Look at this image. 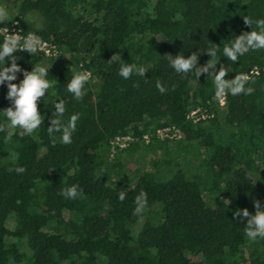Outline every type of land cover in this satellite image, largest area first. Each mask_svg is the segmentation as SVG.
I'll return each mask as SVG.
<instances>
[{"label": "trees", "instance_id": "1", "mask_svg": "<svg viewBox=\"0 0 264 264\" xmlns=\"http://www.w3.org/2000/svg\"><path fill=\"white\" fill-rule=\"evenodd\" d=\"M0 6L8 12L0 27L16 21L24 34L59 51L57 58L14 53L23 70L45 60L53 66L46 68L51 87L38 102L39 128L32 135L11 126L0 132V264H264V239L248 240L247 218L233 217L237 209L255 214L257 200L264 208V49L236 62L223 53L243 32L259 31L243 19H264V0H0ZM211 48L225 78L248 74L254 94L229 93L220 106L211 78L178 74L165 56L195 52L204 66ZM122 64L143 66L146 74L134 71L125 80ZM80 71L91 75L77 101L66 85ZM17 76L15 83L23 79ZM6 95L0 86V124L10 106ZM60 100L65 123L80 114L68 145L61 133H48ZM197 109L207 117L194 123L187 116ZM172 126L180 139L144 142V135ZM128 134L136 139L129 147L110 148L114 137ZM171 145L185 146L188 165L166 158ZM138 150L153 154V171L128 163L132 178H108L110 152L120 174L119 160ZM159 172L169 178L157 180ZM73 185L75 199L60 195ZM141 191L147 207L133 215Z\"/></svg>", "mask_w": 264, "mask_h": 264}, {"label": "clouds", "instance_id": "2", "mask_svg": "<svg viewBox=\"0 0 264 264\" xmlns=\"http://www.w3.org/2000/svg\"><path fill=\"white\" fill-rule=\"evenodd\" d=\"M8 16L5 7L0 6V23H3ZM244 24L252 27L255 23L259 31L243 32L230 45H225L223 48L224 55L232 62H236L239 56L244 55L249 50L257 51L264 49V19L253 21L250 17H244ZM0 33H6L4 42L0 45V63L7 61L11 66H6L0 69V86L6 85V99L10 106L2 110L6 119V124H0V132H5L7 126L20 128L24 135H32L35 130L43 123L39 111V101L46 95L47 90L51 87L50 82L46 79L48 71L46 68L39 66L32 68L31 71L23 70L17 64V57L14 53L17 50L35 53L38 49L44 48V42L35 33H30L26 38L21 37L19 33L9 34L7 28H0ZM21 41L23 43H21ZM206 54L211 57L204 66H198V54L192 53L188 58L177 54L175 56L166 54L171 68L178 74L185 76L193 72L199 79L205 75L213 80L215 86L214 99L217 102L223 103L227 94L232 96L237 95H252L255 88L247 86L249 83H255L251 80L248 74L240 73L235 75L234 79H226L228 75L227 69L221 65L217 69V49L211 48L206 51ZM115 59V55L112 57ZM111 59V60H112ZM139 76H145L146 71L143 66L122 64L119 69V75L125 80L129 79L133 72ZM22 73L23 79L19 83H15L18 79L17 74ZM90 73L80 71L75 73L71 80L67 82L66 89L71 93L77 101L83 99L84 86L90 78ZM156 88L164 94L167 89L159 80L156 82ZM55 117L51 119V126L48 127V133L51 136L53 133H61L60 141L65 144L72 143V134L76 131V123L80 119V114H73L65 123L62 119L65 107L63 100L54 103ZM11 135L5 136V143L11 142ZM55 143V141H53ZM18 174H22L25 169L22 167L15 168ZM78 186L73 185L67 187L60 192V195L68 199H75L78 195ZM126 193L121 191L118 194V199L123 202ZM136 205L133 215H142L147 207V193L141 191L134 199ZM255 214L249 213L245 209H237L233 213L234 218H247L244 234L251 242H256L257 239H264V208L260 202H254Z\"/></svg>", "mask_w": 264, "mask_h": 264}, {"label": "built area", "instance_id": "3", "mask_svg": "<svg viewBox=\"0 0 264 264\" xmlns=\"http://www.w3.org/2000/svg\"><path fill=\"white\" fill-rule=\"evenodd\" d=\"M0 28H7L9 30V34H17L19 33L21 37H27L29 34H24L21 29L17 26V22H13L10 26H5V27H0ZM6 33H0V36L2 37L3 41H4V37H5ZM44 48L43 49H38L36 52L44 55L46 58H57L59 56V51L57 49V47L55 45L50 44L47 41H44ZM21 43H23L21 41ZM22 51V50H20ZM251 74H257L258 73V69L254 68L251 70L250 72ZM225 102V100H224ZM223 103H220V106L224 105ZM207 116L200 112L199 109L191 111L189 113V115L187 116V118H190L194 123L199 121V120H203L205 119ZM154 138L156 140H162V139H168L169 141H173V140H178L181 138V133L180 130L174 126L172 127H165L163 129H158L156 130L154 133L152 134H146L143 136V140L146 144H148L151 139ZM134 141H136V139L131 136L130 134L128 135H121V136H116L114 137L110 142V148L112 150H123L126 149L127 147L130 146L131 143H133Z\"/></svg>", "mask_w": 264, "mask_h": 264}, {"label": "rangeland", "instance_id": "4", "mask_svg": "<svg viewBox=\"0 0 264 264\" xmlns=\"http://www.w3.org/2000/svg\"><path fill=\"white\" fill-rule=\"evenodd\" d=\"M53 64L49 63V61L45 60V62L43 63V67L44 68H52ZM184 148L183 150L181 149L180 151H178L176 148H174L173 145L170 146L168 152V155L166 156V158L168 159H177L178 162L180 164H183L182 167L188 165L187 161L189 160V156L190 153H186L185 146L183 145ZM153 154L151 153L150 155H146L144 156L143 154H139V150L136 153H133L127 157H122L119 162L123 165V169L121 170L120 174H118V172L114 171V169L112 168V161L115 158V153L110 152L109 153V158H107V163L103 166L105 169H107L109 171V173H107L106 175L108 176V178H112V179H117V177L120 179L121 177L124 179L129 180L130 178H132V172L129 170L131 169L130 167L128 168L127 165L128 163L130 165H134L137 166L138 169L140 168V170H148V171H153V167H152V161L154 159ZM128 165V166H130ZM112 170V171H111ZM190 173H196V169L195 168H190ZM169 173H158L157 175V180L159 181H165L169 178ZM121 176V177H120Z\"/></svg>", "mask_w": 264, "mask_h": 264}]
</instances>
